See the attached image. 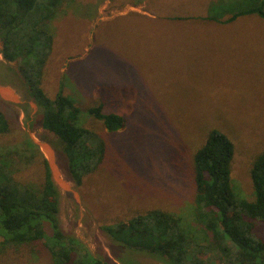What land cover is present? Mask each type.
Listing matches in <instances>:
<instances>
[{"label": "rangeland", "instance_id": "1", "mask_svg": "<svg viewBox=\"0 0 264 264\" xmlns=\"http://www.w3.org/2000/svg\"><path fill=\"white\" fill-rule=\"evenodd\" d=\"M195 1L141 0L134 7L136 0H73L47 23L53 51L40 86L49 98L62 91L79 110L77 125L105 146L102 163L79 187L62 142L42 128L41 111L17 63L0 54V85L12 91L0 96V106L14 121V131L0 136V153L15 150L13 178L38 190L43 160L48 168L50 163L43 145L52 150L69 188L58 187L62 230L107 264H163L116 241L113 228L151 210L190 224L193 157L211 131L233 146L232 185L253 197L250 170L264 152V20L247 16L230 26L207 24L189 16L190 10L206 12L207 5ZM99 104L122 118L121 129L109 132L89 114ZM0 264H51V258L39 242L9 247Z\"/></svg>", "mask_w": 264, "mask_h": 264}, {"label": "trees", "instance_id": "2", "mask_svg": "<svg viewBox=\"0 0 264 264\" xmlns=\"http://www.w3.org/2000/svg\"><path fill=\"white\" fill-rule=\"evenodd\" d=\"M68 1L73 0H0V54L4 61L17 63L20 77L41 111V126L62 142L68 172L79 187L83 177L102 163L104 143L77 125L79 110L62 91L49 98L40 86L53 51L47 23ZM247 16L264 20V0H213L204 17L192 19L230 24ZM88 112L109 132L123 127L122 118L104 113L102 104ZM12 131L14 121L0 106V136ZM12 152L0 153V255L11 246L40 242L51 264H107L78 238L63 232L60 191L51 180L47 162L43 160L41 189L25 187L12 176L9 163L13 165L16 151ZM232 158L231 142L222 133L211 131L193 157V221L187 224L180 215L151 210L120 222L113 228L114 239L150 253L163 264H264V152L250 170L252 199L232 185Z\"/></svg>", "mask_w": 264, "mask_h": 264}, {"label": "water", "instance_id": "3", "mask_svg": "<svg viewBox=\"0 0 264 264\" xmlns=\"http://www.w3.org/2000/svg\"><path fill=\"white\" fill-rule=\"evenodd\" d=\"M6 95H12V91L11 89L7 88V87H3L0 85V96L2 97H6ZM40 147H42L40 145ZM43 147L49 152H50V163H49V169H50V173H51V180L56 184V186H58L59 188L67 191L69 190L68 185L60 178L59 174L57 173V170L55 168V165L53 163L52 160V150L47 146V145H43Z\"/></svg>", "mask_w": 264, "mask_h": 264}, {"label": "crops", "instance_id": "4", "mask_svg": "<svg viewBox=\"0 0 264 264\" xmlns=\"http://www.w3.org/2000/svg\"><path fill=\"white\" fill-rule=\"evenodd\" d=\"M150 1V0H149ZM153 1V0H152ZM199 4H201V6L202 7H204L205 5H207V7H208V4L211 2V1H213V0H196ZM195 1V2H196ZM166 2H168V1H166ZM194 2V3H195ZM138 5V4H137ZM143 5V4H142ZM146 5V3H144V6ZM141 5H138V6H134V7H140ZM207 10V9H206ZM186 12V11H185ZM189 12V16L191 17V18H198L199 16H205L206 15V12L204 13V14H202V15H196L197 13H193L194 11L193 10H190V11H188ZM173 15V14H172ZM164 17H168V16H170V15H168V14H166V15H163ZM185 16H188V15H185ZM171 18H173V16H171ZM197 20V19H196ZM203 22H205V23H207V24H211V25H218V26H220V25H222V26H224V25H231L232 23H230V24H220V23H214V22H209V21H206V20H203ZM206 27V26H205ZM219 35V34H218ZM212 38H215L214 36L212 37Z\"/></svg>", "mask_w": 264, "mask_h": 264}]
</instances>
